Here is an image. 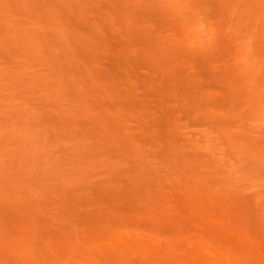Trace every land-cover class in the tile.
Masks as SVG:
<instances>
[{
	"label": "rangeland",
	"instance_id": "374dc122",
	"mask_svg": "<svg viewBox=\"0 0 264 264\" xmlns=\"http://www.w3.org/2000/svg\"><path fill=\"white\" fill-rule=\"evenodd\" d=\"M152 1L160 15H164V25L153 29V21L139 23L142 36L156 32L172 42L168 47L180 44L189 49H186L187 53L193 57V60L180 59V70L174 71L177 65L173 61L163 58L159 52L150 51L142 42L135 45V41L128 40L133 43H129L130 48L141 49L148 57L154 56L171 74L176 73L178 79H170L172 89L166 95V108H162L159 94L143 93L144 89L139 86L135 100L141 104L124 111L118 108L121 97L113 88L110 92L106 86H99L102 90L98 106L90 97L61 92L53 112L55 116L96 115L100 124L97 126L102 128L95 127V131L105 137L101 141L87 140L95 144L92 146L99 153L97 167L90 170L87 180L75 179L70 188L73 194L82 189L85 201L79 204L75 198L63 199L62 195L54 193L52 204L41 205L36 212L43 216H58V221L47 223L38 234L14 227V236L5 243L0 264H264V173L241 168L240 162L245 157L233 150L243 146L264 149V73L247 67L256 57L251 53L253 51L245 50L250 43L244 38L234 35L228 38L236 46L245 40L239 44L243 49L237 52L241 66L234 65L233 51L223 52L213 63V54L220 52V48H211L206 51L208 55L194 48L199 42L205 48L214 46H211V40L224 21L223 10L229 5L237 6L234 3L241 0ZM257 1L252 0L253 5ZM250 6H243V10L249 12ZM106 10H90L88 20H102ZM15 12L9 10L8 14L20 18ZM255 18L258 24L252 25L255 32L249 35L251 46L257 49L258 42H264V14ZM235 24L243 26L245 31L249 27L247 20H238ZM46 25L34 20L22 27H33L38 35H42ZM86 30L80 29L85 34ZM125 42L113 41L112 54L122 51ZM11 49L0 37V99L8 101L6 105L0 104V112L17 107L36 110L33 102L38 97L22 93L18 84L22 81L14 74L16 72L27 75L25 80L29 85L38 82L40 77H36L41 76L60 82L63 78L68 79L67 85L82 81L79 89L89 88L87 73L74 74L67 69L53 74L45 64L37 61L43 58L42 54L28 57ZM203 56L205 63L197 60ZM223 66L232 70L226 71ZM150 73L153 72L149 67H135L130 82L139 85L138 77ZM251 79L255 80L248 83ZM52 90L58 91L57 88ZM165 109L173 112L178 127L171 143L187 152L188 158L179 151L158 156L162 150L140 136L144 133L139 122L155 120ZM121 121L125 129H129L127 132L136 137L121 132ZM83 125L78 123L67 129L85 133ZM54 130L59 132L56 126ZM125 147L140 149L141 163H147L144 168L150 172L141 174L138 171V175L146 179L139 194H133L136 190L127 189L120 180L117 186L123 191L111 192L114 197L110 199L107 186L99 187L102 189L99 192L95 184L102 178L109 181L108 163L115 169H127L132 173V164L137 165L139 161L133 157V162L129 163L124 155L116 152ZM261 152L263 155L259 154V157L263 161L259 165L264 167V151ZM186 160H189L188 164H185ZM212 164L215 173L208 170ZM229 170L232 175L228 174ZM154 172L159 176L158 181L147 180V175ZM35 184L27 182V191H18L20 195L16 197L25 196L27 209L32 205L29 194L42 193L33 191L40 186ZM203 193L210 197H202L200 194ZM27 209L28 214H33Z\"/></svg>",
	"mask_w": 264,
	"mask_h": 264
},
{
	"label": "bare ground",
	"instance_id": "6f19581e",
	"mask_svg": "<svg viewBox=\"0 0 264 264\" xmlns=\"http://www.w3.org/2000/svg\"><path fill=\"white\" fill-rule=\"evenodd\" d=\"M153 2L152 0H0V37L12 47L13 52L22 53L28 57L42 54L43 58L36 60L45 64L53 74L71 69L74 74L87 73L88 84L90 83L89 88L84 90L85 88L79 89L82 81L74 82L75 86L67 85L70 81L68 79L64 80L63 78L60 82L38 76L36 78L40 77L39 81L29 85L25 80L27 75H23L21 72L14 73L22 81L18 82L22 93L30 96L34 94L38 99L33 102L35 103V112L30 108L18 109V107L12 111L2 109L0 112V256L5 252L4 246L9 237L14 236V227L15 229L26 228L32 233L38 234L40 228L47 223L58 221V216H43L36 212V208L41 205L52 204L53 198L51 199V197L54 193L62 195L63 199L75 198L79 204L85 201L82 199L84 196L82 189L78 190L79 193L73 194L70 188L75 184V179L87 180L90 170L97 167L96 161L99 153L92 146L94 143L87 140L98 139L101 141L105 137L95 131V127L102 128L97 126L100 124L96 115H81L79 113L80 115L73 114L66 117L55 116L56 114L53 112L61 92L80 95L83 98L90 97L98 106L101 104L99 98L101 88L106 86L110 92L113 88L116 95L121 97L118 108L124 111L126 108L141 104L140 102L137 104L138 101L135 100L136 91L140 87L144 89L143 93L156 92L159 94L162 100L161 106L163 109L166 108V95H169L172 89L170 79L173 81L178 79L176 73L171 74L168 67L161 64L154 56L148 57L146 53L141 52V49L130 48L128 40L135 41V45L142 42L146 48L148 46L150 51L159 52L163 58L173 61L177 65L174 71L180 70V59L193 60V57L187 53L189 49L179 46L180 44L168 47V43L172 42L166 37L157 35L156 32H150L148 37L142 36L138 27L139 23L145 21L149 24L150 21H153V29L164 25V15H160L158 8L152 5ZM234 4L237 6L229 5L223 10L224 21L220 25L219 32L216 29L211 40V46H214L205 48L202 47V44L199 45V42L194 48L200 53L205 52L204 55H208L209 52L206 51L211 48H220V52L213 54V63L220 58L223 52L233 51L234 65L241 66L238 62L237 52L239 49H243L239 44L245 40L240 41L236 46L228 38L232 35L244 38L250 43L245 50L253 51L251 53L256 57L252 62H248L247 67L259 69L264 73V42H258L257 49H254L251 46L249 35L255 32V30L252 31V25L258 24L255 17L264 14V1L258 0L253 5L252 0H241ZM248 5H251L250 11L246 12L247 10L244 11L243 6ZM111 7L113 15H111ZM102 8L107 9L102 20H88L90 10ZM8 9L15 10L20 18H16V14L14 16L8 14ZM34 20L47 24L44 26L45 31L42 35H38L33 27L29 29L22 27V24ZM238 20L248 21L247 32L243 26H236L235 23ZM80 29H87L86 34ZM113 41H126L124 49L119 52L117 50L112 54L111 45L115 47ZM114 44L118 45L116 42ZM204 57H199L197 60L201 59V63H205ZM138 66L149 67L153 73L142 74L141 77H138L140 84L136 85L130 81L132 75L134 76V68ZM223 68L226 71L228 68L232 70L228 66H223ZM248 78L247 76V81ZM254 80L251 79L248 83ZM81 85L83 84L81 83ZM54 88H57L58 91H51ZM246 88L249 87L246 86ZM9 101L14 103L13 99H9ZM7 102L0 99V104L6 105ZM108 104L111 105V102ZM140 119L145 120L142 117ZM78 123L84 124L85 133L67 129ZM120 125L121 132L124 131L131 138L136 137L134 133L127 132L129 129H125L122 121ZM55 126L59 132L54 130ZM139 127L144 133L140 136L147 139L148 143L155 144V148L162 150L158 156L179 151L183 157L188 158L187 152L177 149L175 144L171 143L175 140V132L178 130L171 110L165 109L163 114L155 120L147 119V121L139 122ZM125 148L123 150L119 148L116 152L124 155L129 163L133 162V157L139 161L137 165L132 164V173L127 172V169H115L114 166L111 167V163H108L106 173L109 181L102 178L95 184L96 190L102 185L107 186L106 193L110 199L111 196L114 197L111 192L123 191L117 186V181L122 180L121 183L127 189L136 190L133 191V194H139L138 191L145 184L144 180L146 179L138 175V171L142 174L148 170L144 168L147 163H141L142 152L138 148L133 150ZM233 150L245 157L240 162L241 168H247L249 172L264 173V167L259 165L263 161L259 156L263 155L261 151L264 149L258 150L254 147L243 146L235 147ZM2 159L4 160L2 161ZM188 161L186 160L185 164H188ZM213 164L209 166L208 170L215 173ZM230 172L231 170L228 174L232 175ZM147 177V180L152 182L159 179L157 172L148 174ZM30 181L36 182V187L37 184H40L39 188L33 191H42V193L29 194L32 205L31 208L29 207L30 209H27L23 200L25 196L22 198L21 195L19 199L16 197L20 195L21 191H27L25 184ZM87 186L89 185L87 184ZM100 188L99 192L102 190ZM96 193L98 192L96 191ZM130 194L124 196V199H127ZM200 195L206 198L210 197V194L206 193ZM33 206H35L34 209ZM25 209L33 214H28ZM46 211L49 212V209ZM5 236H8L7 239Z\"/></svg>",
	"mask_w": 264,
	"mask_h": 264
}]
</instances>
